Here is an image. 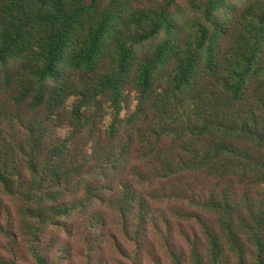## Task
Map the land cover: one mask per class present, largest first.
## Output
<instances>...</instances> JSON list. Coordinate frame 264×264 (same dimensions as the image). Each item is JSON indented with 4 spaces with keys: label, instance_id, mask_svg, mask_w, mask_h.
<instances>
[{
    "label": "trees",
    "instance_id": "trees-1",
    "mask_svg": "<svg viewBox=\"0 0 264 264\" xmlns=\"http://www.w3.org/2000/svg\"><path fill=\"white\" fill-rule=\"evenodd\" d=\"M242 1L0 0L4 252L20 231L48 264L40 231L98 202L139 248L183 227L170 264H264V0Z\"/></svg>",
    "mask_w": 264,
    "mask_h": 264
},
{
    "label": "rangeland",
    "instance_id": "rangeland-1",
    "mask_svg": "<svg viewBox=\"0 0 264 264\" xmlns=\"http://www.w3.org/2000/svg\"><path fill=\"white\" fill-rule=\"evenodd\" d=\"M234 3L242 6L243 1L234 0ZM128 106L130 108L135 106L134 93L129 94ZM3 205L5 209H9L7 203ZM162 212L168 213L164 204L159 205L157 213L162 214ZM95 216H103L110 220L105 229L91 230V220ZM0 225L5 229L18 231L15 217L8 222L4 219V215H1ZM183 231H185L183 227L174 224L170 240L166 242L162 237L151 235L148 238L150 245L139 248L133 241H127L122 236L116 223L108 215V209L98 202H93L88 206L85 214L75 216L63 228L50 226L41 230L36 249L41 256L48 259V264H136L139 256L142 261L144 257L148 258L152 264L146 251L152 250L153 246L156 250L155 264H170L168 250L174 247L175 242L179 244L180 232ZM31 241V236L19 231L18 245L11 246L13 251L10 250L11 256H9L8 252L2 250L6 245L0 237V259L9 261L16 255L20 264H34L27 253ZM122 251L126 256L122 254Z\"/></svg>",
    "mask_w": 264,
    "mask_h": 264
}]
</instances>
